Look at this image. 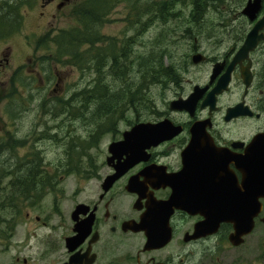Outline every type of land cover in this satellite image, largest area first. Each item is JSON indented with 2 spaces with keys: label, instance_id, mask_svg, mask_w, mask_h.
<instances>
[{
  "label": "flooded vegetation",
  "instance_id": "1",
  "mask_svg": "<svg viewBox=\"0 0 264 264\" xmlns=\"http://www.w3.org/2000/svg\"><path fill=\"white\" fill-rule=\"evenodd\" d=\"M87 1L0 0V255H6L0 264H264V199L249 232L233 221L237 211L258 208L253 177L260 159L255 144L264 135V0H219L220 33L190 31L211 4L193 0L187 33L159 36L172 43L171 53L166 46L156 54L154 70L161 76L154 85H169L160 98L166 108L154 110L155 119L118 128L102 160H73L66 157V111L51 106L65 102V94L53 93L63 79L58 71L46 74L48 61L90 67L97 93L129 94L131 82L146 91V56L131 60L129 39L96 33L83 40ZM121 1L110 0L107 16ZM123 1L129 7L131 0ZM154 1L141 10L163 19L161 0ZM180 2L173 0L170 17L177 18ZM23 8L43 20L38 28L72 24L23 34ZM19 35L32 48L26 54L15 49ZM72 49L75 65L68 62ZM86 49H92L88 65L81 62ZM177 100L190 108H171ZM116 120L110 116L98 128L114 133ZM163 120L172 123L173 136L121 172L127 154L111 158L110 145L138 123ZM51 145L59 150L55 158Z\"/></svg>",
  "mask_w": 264,
  "mask_h": 264
},
{
  "label": "rangeland",
  "instance_id": "2",
  "mask_svg": "<svg viewBox=\"0 0 264 264\" xmlns=\"http://www.w3.org/2000/svg\"><path fill=\"white\" fill-rule=\"evenodd\" d=\"M141 5H140V3ZM192 1L193 0H185V2H180L176 5L175 11L178 12L177 18L169 17L167 19H161L155 17L154 15H148L145 12H142L141 8L144 9V4L154 5V0H131L129 7L128 2H124L123 0L118 4L114 5L113 9L110 11L111 13L105 17V23L101 26V33H104L107 37H114L116 41L123 42V40H130L128 48H130L131 52V60L134 61L142 56H146L151 52H154L155 55H160V49L165 48L167 46V51H172V43L171 38H164L163 40L159 39V36L169 35V33H187L189 29L188 16L192 10ZM210 3L205 9V16L203 19L202 25L199 27L196 24L192 26L190 31L197 33H220V7L221 3L219 0H210ZM177 4V3H176ZM175 6V3H174ZM21 13L23 16L21 17V21L19 22L20 33H29L31 31L47 29L46 31L54 33L55 30H59L62 27H68L71 23L66 21V24L61 20L55 22L51 25V22H48V27L38 28L39 24H42L36 18V14L34 16L31 13H28L22 9ZM203 14V15H204ZM50 21L49 19H47ZM53 29V30H52ZM54 31V32H53ZM21 35V34H20ZM19 35L18 44H15L16 51L27 52V50H32L25 42L24 38ZM168 39V40H167ZM161 42V45L159 44ZM6 44H3V46ZM171 53V52H170ZM43 52H39L38 55H42ZM49 54V52H48ZM49 63L45 64L46 74L50 77L55 75V72H60V75L63 79L61 82V90H57L53 92L55 95H59V93H63L66 96V99L70 98L74 92L82 91L85 88L91 85V82L94 78L93 71H84L82 69L76 68L75 66H70L62 63L58 68L55 67L57 62H53L52 60L48 61ZM133 67V65H132ZM134 73V71H132ZM111 79H108V82H111ZM58 88V86H55ZM169 85L163 84L160 85H152L145 91V96H148L152 100V104L154 107L148 108L149 105L145 104V96L140 95V99L143 98L142 103H138L139 105L135 107H131L130 104H126L121 111H110L112 117L115 119H122L121 121L116 120V128L117 131L114 133H106L107 127L106 125L101 126L102 123L107 118H93V114L91 110L87 113L84 112H69L61 106L60 108H55L54 104H51L52 109L59 110L64 109L66 111L65 117V128H66V151H67V159H77V158H105L108 154V146L117 138L120 137V131L127 129L130 124H133L136 120H144V119H155L157 117V113L154 110L156 109H165L167 103L160 98L166 96L168 94ZM148 93V94H147ZM65 99V100H66ZM52 101V99L50 100ZM150 104V105H152ZM65 105V102H64ZM37 107L34 106V109ZM136 111V112H135ZM138 112V113H137ZM73 113V115H71ZM114 114V115H113ZM85 115V117H81ZM121 116V117H120ZM124 116V117H123ZM98 128V129H97ZM119 128V130H118ZM98 131L96 133L95 131ZM96 133L95 138H91V133ZM104 132V135L102 134ZM110 132V131H109ZM93 143L89 146L90 143ZM74 143L75 150L71 151L73 153V157L68 156V151L71 150V144ZM77 144H81L83 148H80ZM51 145L48 153L51 158H55L58 155L59 150L56 146ZM80 151H83L84 154H79ZM74 180V179H72ZM6 258L5 254L0 255V263L2 260Z\"/></svg>",
  "mask_w": 264,
  "mask_h": 264
},
{
  "label": "trees",
  "instance_id": "3",
  "mask_svg": "<svg viewBox=\"0 0 264 264\" xmlns=\"http://www.w3.org/2000/svg\"><path fill=\"white\" fill-rule=\"evenodd\" d=\"M172 3L173 0H161L159 4L156 3V6L163 19H167L170 17ZM111 6L112 4L110 0H88L83 4V7L81 9V28L79 29V33H82V38L84 41H92L96 33H101V26L104 25L105 17L107 16L109 11L108 9L111 8ZM147 6L150 7L151 5L147 3ZM153 13L156 12L150 9L146 10V14L148 15ZM97 35V38H101L99 37L100 34ZM71 37L72 39H74L75 35L72 34ZM91 51L92 49H86L81 62H84L88 65V63L91 61ZM70 54L72 56V59H69L68 62H72L73 65H75L76 58L74 49L71 50ZM157 60L158 59L154 52H151L146 57V83L144 84L146 90L154 85V83H157L161 78V76L156 71H154L155 69L158 70ZM85 68L86 70H84ZM85 68H83L84 71H91L90 67ZM135 85L136 86L134 87V83L131 82L129 94L123 92L124 88H121L120 90H114L109 93H107L106 89L103 88L97 93L96 90L89 86L82 91L74 92L70 98L65 100V105L64 102H61V105H59V103L57 102L55 108L64 106V108H66V110L69 112L86 111L88 113L93 107L91 111H97L99 113L93 114V118H110V116L112 117L110 111H121V109L124 108L126 104H130L131 107L136 108L139 105L138 103H142L144 101L143 98H139L140 95H143L141 90L142 86L139 84V82L135 83ZM145 104L149 105L148 108L154 107V104H152V100L148 96H145ZM71 115H73V113H71ZM81 117H85V115H82ZM77 145L80 148H83L81 144ZM73 146L74 143L71 144V150L68 151V156L70 157H73V153L71 154V151L75 150V147ZM79 154H84V152L80 151L77 154L78 157Z\"/></svg>",
  "mask_w": 264,
  "mask_h": 264
},
{
  "label": "water",
  "instance_id": "4",
  "mask_svg": "<svg viewBox=\"0 0 264 264\" xmlns=\"http://www.w3.org/2000/svg\"><path fill=\"white\" fill-rule=\"evenodd\" d=\"M252 8L253 6L250 3L246 9V12H250V9ZM260 28L261 26L256 27L251 33H259ZM171 108L189 109L190 104L188 101L177 100L171 103ZM173 134V125L169 120H163L158 123H138L131 131L124 134L123 140L114 142L110 145L109 150L112 154L111 158H120L123 153H126L127 158L123 162H119L117 166L121 172H125L143 158L147 147L156 145L163 139L171 138ZM255 148L260 154L259 163L257 165V175H254L253 177V198L254 201L256 198L258 199V208L256 209L255 205L253 212H244L239 210L233 215L234 223L237 225V228L243 232L250 231L251 226H253V219L251 218L256 214H260L263 209L261 199L264 198V135L258 139L257 143L255 144ZM114 179L115 178H111V183L114 181ZM262 221L264 222V218Z\"/></svg>",
  "mask_w": 264,
  "mask_h": 264
}]
</instances>
